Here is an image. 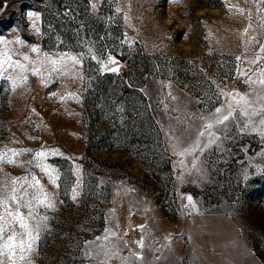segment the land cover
<instances>
[{
  "label": "rangeland",
  "instance_id": "rangeland-1",
  "mask_svg": "<svg viewBox=\"0 0 264 264\" xmlns=\"http://www.w3.org/2000/svg\"><path fill=\"white\" fill-rule=\"evenodd\" d=\"M41 1L0 0V246L38 234L3 264H52L78 242L81 264H264V0ZM139 49L151 74L125 119L144 113L151 148L88 151L127 125L122 92L84 118L87 74Z\"/></svg>",
  "mask_w": 264,
  "mask_h": 264
},
{
  "label": "trees",
  "instance_id": "trees-1",
  "mask_svg": "<svg viewBox=\"0 0 264 264\" xmlns=\"http://www.w3.org/2000/svg\"><path fill=\"white\" fill-rule=\"evenodd\" d=\"M52 1H54V10L59 13L63 7H61L59 2L55 0ZM41 2L44 4L46 0ZM41 19L43 22L46 20L44 16L41 17ZM53 25L55 26H53V29L51 30L53 31L51 33L52 36L58 34L57 30H60L61 34H72L71 24L62 25V23H53ZM52 46L53 45L45 43V47ZM113 55L120 61L124 62L125 66L121 72L97 71L93 73V75H91V72L87 74L90 77L85 81L87 98L83 102V116H85L84 118L87 117V120L90 123L93 115L103 114L107 116V114L114 108L113 102L110 101V98L117 95L118 92H122L123 95L121 94L117 99L120 101L119 104L121 106L120 115H122V120L125 121L124 123L127 125V128L123 129V126L121 128L116 127L117 129L115 130V133L118 134L116 137H102L99 142L89 141L85 148L89 151L93 144L94 146L100 145L104 148L118 147L129 153L136 150L139 151L142 148L150 149V140L152 139L153 134L149 132L146 126L147 117H145L144 113H142V111L137 112V124L135 126L127 123L125 118H129L132 108V103L129 101L127 95L132 92L141 93L140 87L145 85L147 82V76L151 74V56L149 53L143 54L140 49L138 52H129L128 55L113 51ZM149 118H151V115H148V119ZM107 132H109V130H107ZM79 226L82 227L84 231L78 240H84L91 229H86L82 224ZM74 240L75 239L72 238L70 243H74ZM73 245H69V248L64 247L52 264H81V259L79 258L80 242H78V245H74V247ZM73 248L74 250L72 251Z\"/></svg>",
  "mask_w": 264,
  "mask_h": 264
},
{
  "label": "snow or ice",
  "instance_id": "snow-or-ice-1",
  "mask_svg": "<svg viewBox=\"0 0 264 264\" xmlns=\"http://www.w3.org/2000/svg\"><path fill=\"white\" fill-rule=\"evenodd\" d=\"M35 50V49H33ZM71 59L75 62V63H79V60H77L75 57H71ZM55 63V62H53ZM9 67H11V65H9ZM115 71V70H114ZM7 72V69H5L3 67V65H0V78H6L5 73ZM261 83H264V80L261 81ZM217 113L221 112V109H217L216 110ZM253 114H257V113H253ZM243 115L248 116L249 113L244 112ZM232 116V112H229L227 115H224L222 118H218L217 123H223L224 121H227L230 117ZM262 123H264V121H262ZM208 128H211L212 125L209 124L207 125ZM201 135H203V133H201ZM15 154V153H14ZM5 154L0 153V160L3 159ZM12 162V161H9ZM45 171H47V169H45ZM17 181H13V184H16ZM13 192H15V188H13ZM13 202L16 201L17 197L15 195H13L10 198ZM22 199V198H21ZM189 200H191V198L189 197ZM0 203H3L2 201H0ZM5 211H7L8 215L13 216L14 221L17 222L19 224V227L21 229H28V224L25 222V217L23 215H21L18 211L13 213L7 206H5ZM4 223H7L4 220L3 216H0V236H2V234L5 232V227L3 226ZM28 236L30 238V240L36 239L37 236H34L32 232L26 231L25 233H20V234H15L13 236H9L7 239V242H5L2 246H0V258H2L5 255V251H9V254L11 256H15V247L18 244L19 250H20V256H19V260L20 261H25L26 260V256L24 255L25 252H31L32 251V243L29 241L27 243H25L23 237L24 236ZM17 236H20V240L17 241ZM0 264H3V259H0ZM12 264H16L15 259H13ZM30 264V262H29Z\"/></svg>",
  "mask_w": 264,
  "mask_h": 264
}]
</instances>
